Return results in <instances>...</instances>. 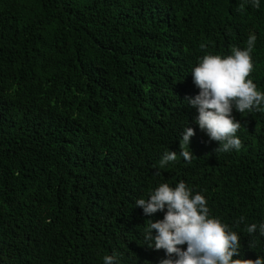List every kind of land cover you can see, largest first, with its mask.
<instances>
[{"label": "trees", "instance_id": "obj_1", "mask_svg": "<svg viewBox=\"0 0 264 264\" xmlns=\"http://www.w3.org/2000/svg\"><path fill=\"white\" fill-rule=\"evenodd\" d=\"M260 4L0 0V264H159L165 250L143 230L167 209L147 216L135 201L180 181L240 234L234 259L264 257V237L245 230L264 222V112L234 107L242 147L219 152L186 100L200 91L199 58L244 48L252 33L250 78L264 91ZM166 151L177 160L160 169Z\"/></svg>", "mask_w": 264, "mask_h": 264}, {"label": "clouds", "instance_id": "obj_2", "mask_svg": "<svg viewBox=\"0 0 264 264\" xmlns=\"http://www.w3.org/2000/svg\"><path fill=\"white\" fill-rule=\"evenodd\" d=\"M252 7L259 9L260 0H249ZM242 3L238 11L245 12ZM257 36L252 33L246 47L232 46L231 54L206 53L192 70L195 85L200 89L194 97H187L188 105L197 108L196 122L200 130L206 132L210 140L219 142V152L240 150L242 140L237 135L242 123L233 115V108L240 112H264V91L250 78L254 71L253 50ZM201 49L207 45L201 44ZM196 134L193 127H185L180 140V156L186 162L193 158L188 148ZM177 160L176 151H166L159 161L163 169ZM159 175V171H157ZM189 185V184H188ZM184 181L175 187L161 183L147 199L138 198L135 205L142 207L147 216L164 211L163 219L148 220L143 230V240L149 248L165 250V258L159 264H264V257L257 259H234L240 256L241 236L211 214L206 197L196 192ZM241 216L237 227L244 222ZM155 230V232H154ZM249 235L259 233L264 237V222L246 226ZM187 245L186 250L181 247ZM255 248V243H249ZM104 264H117L115 255H105Z\"/></svg>", "mask_w": 264, "mask_h": 264}]
</instances>
